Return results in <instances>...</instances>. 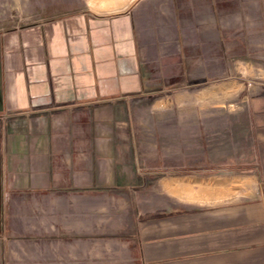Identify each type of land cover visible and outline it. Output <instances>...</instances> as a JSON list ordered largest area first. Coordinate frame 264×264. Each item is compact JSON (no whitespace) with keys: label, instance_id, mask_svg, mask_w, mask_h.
Returning a JSON list of instances; mask_svg holds the SVG:
<instances>
[{"label":"crops","instance_id":"1","mask_svg":"<svg viewBox=\"0 0 264 264\" xmlns=\"http://www.w3.org/2000/svg\"><path fill=\"white\" fill-rule=\"evenodd\" d=\"M0 32V264H264V0H61Z\"/></svg>","mask_w":264,"mask_h":264},{"label":"rangeland","instance_id":"2","mask_svg":"<svg viewBox=\"0 0 264 264\" xmlns=\"http://www.w3.org/2000/svg\"><path fill=\"white\" fill-rule=\"evenodd\" d=\"M61 0H0V32L63 11Z\"/></svg>","mask_w":264,"mask_h":264}]
</instances>
